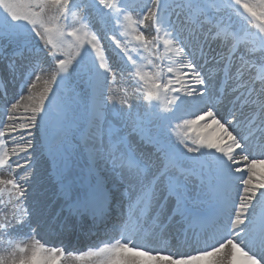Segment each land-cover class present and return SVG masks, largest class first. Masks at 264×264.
<instances>
[{"label": "snow or ice", "instance_id": "1", "mask_svg": "<svg viewBox=\"0 0 264 264\" xmlns=\"http://www.w3.org/2000/svg\"><path fill=\"white\" fill-rule=\"evenodd\" d=\"M0 66V264H264V0H0Z\"/></svg>", "mask_w": 264, "mask_h": 264}, {"label": "rangeland", "instance_id": "2", "mask_svg": "<svg viewBox=\"0 0 264 264\" xmlns=\"http://www.w3.org/2000/svg\"><path fill=\"white\" fill-rule=\"evenodd\" d=\"M125 87H128L130 89V85L127 84L124 79L122 77H119L118 76V83L114 86V94L115 95H120V90L125 88ZM1 107V106H0ZM2 109V107H1ZM70 240L67 241L65 243L66 245V250H68L69 248H76V249H80L82 248L85 244H87L86 241H84L83 243H76L74 242V239L73 238H69ZM56 245V244H55Z\"/></svg>", "mask_w": 264, "mask_h": 264}, {"label": "bare ground", "instance_id": "3", "mask_svg": "<svg viewBox=\"0 0 264 264\" xmlns=\"http://www.w3.org/2000/svg\"><path fill=\"white\" fill-rule=\"evenodd\" d=\"M114 63H115V61H114ZM0 71L3 72L4 78L7 80V79H8V73H7L6 69H3L2 66H0ZM15 91H16V89L10 84V85H9V88H8V92H9V97H8V98H9V99L12 98V95L15 93ZM3 104H4L3 99H0V106L2 107ZM1 107H0V111H2ZM53 211H55V209H53ZM44 235L46 236V238H47L48 240H50V241L53 243V245L58 244V242H59L58 237H56V236H51L50 234H47V232H45ZM73 236H74V235H73ZM73 236L68 237V238H72ZM68 238H64V242L70 240V239H68ZM64 244H65V243H64Z\"/></svg>", "mask_w": 264, "mask_h": 264}]
</instances>
